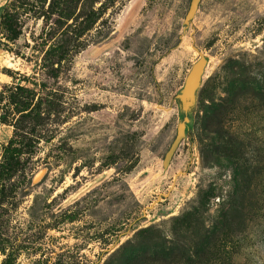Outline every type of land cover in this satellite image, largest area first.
<instances>
[{
  "label": "rangeland",
  "instance_id": "rangeland-1",
  "mask_svg": "<svg viewBox=\"0 0 264 264\" xmlns=\"http://www.w3.org/2000/svg\"><path fill=\"white\" fill-rule=\"evenodd\" d=\"M50 1L0 31V163L13 140L21 165L0 185V264H120L148 239L179 253L166 264H264V0H79L63 24Z\"/></svg>",
  "mask_w": 264,
  "mask_h": 264
},
{
  "label": "trees",
  "instance_id": "trees-1",
  "mask_svg": "<svg viewBox=\"0 0 264 264\" xmlns=\"http://www.w3.org/2000/svg\"><path fill=\"white\" fill-rule=\"evenodd\" d=\"M79 0H51L49 7L55 8L56 17L58 23L63 24L64 21H68L71 16L70 8L75 7V4ZM23 5V0H12L7 6V10L0 17V31L4 34V38L7 41L13 42L20 35V25L18 23V9ZM102 11L99 9H92L90 12L86 13L84 18L81 20L84 23L81 31L77 32L74 36H80L83 31L88 30L92 27L95 22L101 17ZM67 40H60L57 45L50 47L48 51L45 52V55L50 56L51 62L60 64L66 57L69 49L68 46L70 42L73 41L72 36L65 38ZM56 70V69H54ZM55 76V75H54ZM32 91L27 87L22 85L11 86L8 89L7 95V104L8 106H14L15 113L20 115L28 114L31 111L32 103ZM186 118V117H185ZM0 120L2 123H6V116L0 115ZM13 140H9L7 146L4 149L3 161L0 163V185L3 180L8 179L15 171L20 168V150L12 147ZM2 187V186H1ZM241 190L237 189V193ZM236 197V196H235ZM234 197V198H235ZM234 198L233 203H234ZM232 203V202H231ZM229 213V209L224 212L225 218ZM223 219V220H224ZM149 232V229L144 230ZM141 231V232H144ZM149 241L152 239H148ZM145 242L143 245L132 246L126 248L122 252L123 261L120 264H147V263H157V264H166L168 262H173L180 257L175 250L164 247L162 244L155 242ZM1 253H5V249H0ZM6 258L2 264H13L12 261L16 257L15 251H10L5 254ZM187 264H191L192 260L189 255L182 256ZM56 264V263H54Z\"/></svg>",
  "mask_w": 264,
  "mask_h": 264
},
{
  "label": "water",
  "instance_id": "water-1",
  "mask_svg": "<svg viewBox=\"0 0 264 264\" xmlns=\"http://www.w3.org/2000/svg\"><path fill=\"white\" fill-rule=\"evenodd\" d=\"M198 1L199 0H191V9L195 8V6L197 5ZM180 137H181V134L179 133L178 136H177V138H176V140L173 142V144L171 145L169 151L167 152V154L165 156V162L169 161V159H170V157H171V155H172V153H173V151H174V149H175V147H176V145H177ZM44 171H45L44 169L43 170H40L33 177L32 182L35 183L36 181H38L41 178V176L44 174Z\"/></svg>",
  "mask_w": 264,
  "mask_h": 264
},
{
  "label": "bare ground",
  "instance_id": "bare-ground-1",
  "mask_svg": "<svg viewBox=\"0 0 264 264\" xmlns=\"http://www.w3.org/2000/svg\"><path fill=\"white\" fill-rule=\"evenodd\" d=\"M183 122H184V124H186L187 120H186V119H184V120H183Z\"/></svg>",
  "mask_w": 264,
  "mask_h": 264
}]
</instances>
